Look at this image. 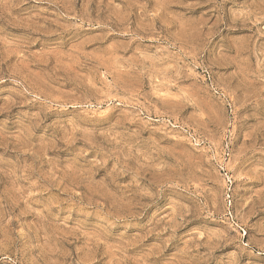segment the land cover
<instances>
[{
	"label": "rangeland",
	"instance_id": "374dc122",
	"mask_svg": "<svg viewBox=\"0 0 264 264\" xmlns=\"http://www.w3.org/2000/svg\"><path fill=\"white\" fill-rule=\"evenodd\" d=\"M0 264H264V0H0Z\"/></svg>",
	"mask_w": 264,
	"mask_h": 264
}]
</instances>
